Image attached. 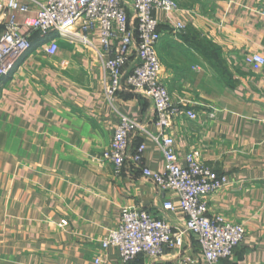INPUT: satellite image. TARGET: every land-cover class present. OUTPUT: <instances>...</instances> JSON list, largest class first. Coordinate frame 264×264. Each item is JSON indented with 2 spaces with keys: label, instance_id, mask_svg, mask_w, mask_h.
Here are the masks:
<instances>
[{
  "label": "crops",
  "instance_id": "obj_1",
  "mask_svg": "<svg viewBox=\"0 0 264 264\" xmlns=\"http://www.w3.org/2000/svg\"><path fill=\"white\" fill-rule=\"evenodd\" d=\"M38 1L19 0L0 16V37L15 15L34 43L0 77V264H208L190 233L183 248L160 258L123 262L117 248L102 246L123 207L146 209L175 227L186 217L164 207L178 204L177 193L161 190L132 159L120 174L102 159L127 116L142 126L131 135L130 154L144 144L143 166L164 169L153 100L123 80L109 101L103 54L81 40L58 38L57 53H46L41 45L49 37L25 25ZM175 1L178 10L156 11L162 79L179 107L165 131L182 162L194 152L229 177L208 197L209 214L243 223L246 236L217 264H264V65L253 70L243 60L264 56V0ZM89 39L100 48L97 30ZM136 62L134 47L125 73Z\"/></svg>",
  "mask_w": 264,
  "mask_h": 264
},
{
  "label": "built area",
  "instance_id": "obj_2",
  "mask_svg": "<svg viewBox=\"0 0 264 264\" xmlns=\"http://www.w3.org/2000/svg\"><path fill=\"white\" fill-rule=\"evenodd\" d=\"M18 8L19 0H0V16L6 15L9 9ZM20 9L27 11L29 7L23 5ZM178 9L175 0H39L36 16L25 22L31 31L49 37L41 48L50 55L59 50L58 38L81 40L87 46L101 50L107 74L105 96L109 101L115 98L125 80L129 88L144 93L156 106L158 133L154 139L164 155L162 171L152 172L143 166L144 144L130 154L131 135L142 126L127 116H123L116 126L102 159L113 164L116 174H120L127 160L132 159L161 190L177 193L178 204L167 200L164 207L170 210L179 208L186 221L182 227H175L167 219L156 217L146 209L123 207L117 226L110 229L102 240L104 248L118 249L123 262L139 255L160 258L168 249H181L186 234L190 233L196 238L206 262L217 264L233 256L246 236L243 223L233 222L223 215L209 214L208 197L229 183L228 175L200 162L194 152L188 153L182 162L176 153L174 138L165 131L179 107L174 105L162 79L163 64L158 53L162 32L156 11L170 14ZM174 25L179 30L186 28L181 22ZM95 30L99 32L100 48L89 39V34ZM134 47L137 62L125 73ZM33 48L30 33H22L16 16H11L5 21L0 37V77L11 73ZM243 60L253 70L264 65L261 52L248 53ZM186 114L192 119L197 117L193 110L186 111ZM95 262L101 264L102 260L96 258Z\"/></svg>",
  "mask_w": 264,
  "mask_h": 264
}]
</instances>
